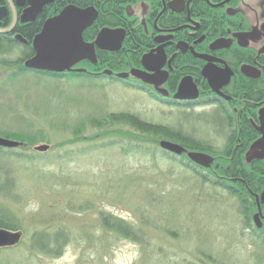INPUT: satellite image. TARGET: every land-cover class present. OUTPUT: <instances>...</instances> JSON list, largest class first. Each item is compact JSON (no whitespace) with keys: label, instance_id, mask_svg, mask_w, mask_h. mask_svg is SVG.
Returning <instances> with one entry per match:
<instances>
[{"label":"rangeland","instance_id":"374dc122","mask_svg":"<svg viewBox=\"0 0 264 264\" xmlns=\"http://www.w3.org/2000/svg\"><path fill=\"white\" fill-rule=\"evenodd\" d=\"M11 53L0 54V136L20 144L1 147L13 153L7 152V167L16 196H0V202L18 216L22 237L0 258L16 257L20 264H149L138 243L103 226L101 213H109L146 227L145 248L156 246L162 264H264V243L246 230L240 204L227 189L204 184L160 145L121 140L111 131L131 130L106 119L136 113L205 139L220 152L227 139L211 108L186 113L110 78L33 71L9 78L1 60L16 59L21 51ZM45 144L46 151L35 149ZM57 227L70 233L61 256L28 250L33 231Z\"/></svg>","mask_w":264,"mask_h":264},{"label":"flooded vegetation","instance_id":"af4514ba","mask_svg":"<svg viewBox=\"0 0 264 264\" xmlns=\"http://www.w3.org/2000/svg\"><path fill=\"white\" fill-rule=\"evenodd\" d=\"M41 1L44 0H0V7L7 8L0 19V29H10L0 31L2 43L17 45L20 50H33L28 60L35 55L34 39L49 18L69 5L83 9L93 7L98 16L84 30V41L94 42L103 28L123 29L121 50L140 54L137 65L127 70H103L106 78L136 85L152 93L154 99H161L186 113L211 108L209 111L216 115L218 131L226 135L224 148L229 145V131L236 130L237 134L227 155L221 158L244 157L248 165L264 161V0H120L117 6L113 2L118 3V0H45L49 2L34 14L31 8ZM97 21L99 26L95 33L93 26ZM148 53L153 54L148 65L160 67L158 80L163 79V82L159 85L130 74L133 68L148 70L142 62ZM97 64L83 60L65 70L44 73L95 81L96 75L101 73L95 71ZM119 74L127 76L120 78ZM186 77L198 89L199 96L195 99L174 97ZM237 152L242 155L236 156ZM208 154L215 162L216 157ZM249 191L250 215L243 217L244 226L264 243L261 198L264 189Z\"/></svg>","mask_w":264,"mask_h":264},{"label":"trees","instance_id":"16d2710c","mask_svg":"<svg viewBox=\"0 0 264 264\" xmlns=\"http://www.w3.org/2000/svg\"><path fill=\"white\" fill-rule=\"evenodd\" d=\"M119 1L120 0H118V3L114 1V5L117 6L116 4H119ZM98 26L99 21H97V23H95L93 26L95 33L98 32ZM2 42L3 41L0 38L1 55L9 54L11 51H15L16 49H18L17 45L10 43L4 44ZM20 51L21 53L16 59L4 58L1 60V67L10 70L8 74L9 78H13L18 75H23L30 71L24 66V61L33 54V50L21 49ZM138 56H140L139 53H131L130 51H126V49H122L118 53L110 54H107L106 51L97 50L98 64L95 66V71H101V73L99 75H96V80L106 78L102 71L106 70L107 68L115 71H121L127 70L132 66H136L139 59ZM41 74L43 76L52 75L44 72H41ZM53 76L60 77L59 74H53ZM150 94L154 98L152 93ZM106 119L107 123H109L110 125H124L131 130L127 133L124 131L123 128L113 129L111 131L112 134H118L117 137L121 140H123L124 138L135 139L142 144L143 148L148 145L145 142H151L153 143V145L158 146L159 142L162 139H167L172 142L178 143L189 150L204 151L214 155L216 159L213 168L203 169L202 167L197 166L191 160H189L186 154L178 156L169 151L161 149L163 153L168 154L169 156L181 158V160L185 162V165L188 168L190 167L192 169L193 174L197 178H199L204 184H209L213 188L222 187L223 189H227L229 194L235 199H237V201L239 202L240 211L243 217H249L250 213L248 212V206L251 201L249 190H252L254 192H261L264 189V161H254L253 163L248 165L244 162V157H235L230 160L221 158L222 155H227L229 151V146L233 143V140L237 135L235 134L236 130L229 131V135L227 136V143H229V145L222 149L220 152H217L213 144L205 139H201L199 137L188 134L180 128L150 122L141 118L136 113L125 111L119 113H112L108 115ZM101 121L102 120L96 119L93 121V123H96L98 126H100ZM248 133L250 134L251 131H249ZM242 148L243 151L246 149L245 142ZM154 149L155 148H153L152 150ZM9 151L8 149L0 147V196L11 199L12 197L16 196V185L14 180L11 178L12 169L7 167V160L10 157L8 156L9 154L7 152ZM11 154L13 155V153ZM238 155H242V153L240 152L239 154V152H237L236 156ZM19 158L22 159L23 157L20 155ZM251 172H254V174H251ZM253 181L255 183H252ZM101 222L106 229L114 231L120 237H124L134 241L135 243H138L141 246L142 255L149 260V264H162L161 259L163 257V253H161L159 249H155L156 246L154 247V245H151L150 248H145V243L147 242L145 241V232L143 228L146 227L135 225L133 223L125 221L121 217H117L109 213H101ZM0 228H4L10 231L21 230V222L18 216L10 209V207H8L7 205H2L1 202ZM69 242L70 233L67 229L63 227H57L55 229L42 228L32 232L27 241V247L28 250L32 253L59 257L63 254L65 247L68 245ZM15 248L13 246L2 247L0 248V253L1 251L13 250ZM152 249L153 251L151 252L150 250ZM157 256L160 257V259H156ZM2 258H0V264L21 263L17 261L18 258L16 257V259L14 258V261L10 259L11 256H9V259H6L5 257L4 259Z\"/></svg>","mask_w":264,"mask_h":264},{"label":"water","instance_id":"95a60500","mask_svg":"<svg viewBox=\"0 0 264 264\" xmlns=\"http://www.w3.org/2000/svg\"><path fill=\"white\" fill-rule=\"evenodd\" d=\"M49 1H41L31 9L34 14L38 13L42 5ZM30 11V10H28ZM7 13V8L0 7V19ZM25 15V14H24ZM98 16L95 8H79L69 5L56 16L49 18L42 31L35 37L33 48L35 55L25 61L27 68L43 70L49 72H59L68 67L74 66L83 60H89L95 64L98 63L97 49L112 52L120 51L125 33L123 29L103 28L98 33L94 42L86 43L83 39L84 30L93 24ZM24 17V16H23ZM26 20V19H24ZM10 30V29H7ZM7 30H1L6 32ZM152 53L145 54L142 62L148 70L133 68L130 74L134 77L145 79L148 82L159 85L163 82L158 80L160 76L159 68L148 65ZM79 71H83L80 69ZM110 71H106V74ZM127 74H119L120 78H126ZM213 81L214 85V80ZM163 93V92H162ZM199 96L196 85L189 77L184 78L179 86L175 98L177 99H195ZM20 142L0 136V147H16ZM159 145L162 149L171 153L188 155L189 159L204 168H210L214 162V157L201 151H190L182 145L170 140H161ZM49 145H39L35 149L46 151ZM264 202V192L261 194ZM22 237L20 231H10L0 228V247L16 245Z\"/></svg>","mask_w":264,"mask_h":264}]
</instances>
